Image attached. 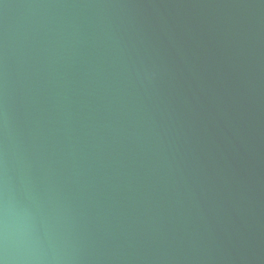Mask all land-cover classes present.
<instances>
[{"label":"water","instance_id":"95a60500","mask_svg":"<svg viewBox=\"0 0 264 264\" xmlns=\"http://www.w3.org/2000/svg\"><path fill=\"white\" fill-rule=\"evenodd\" d=\"M0 264H264V0H0Z\"/></svg>","mask_w":264,"mask_h":264}]
</instances>
